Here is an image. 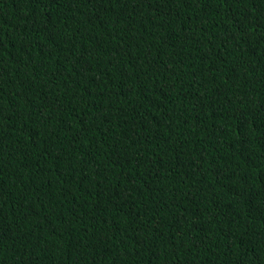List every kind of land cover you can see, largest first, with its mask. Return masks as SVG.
I'll use <instances>...</instances> for the list:
<instances>
[{
	"label": "trees",
	"instance_id": "16d2710c",
	"mask_svg": "<svg viewBox=\"0 0 264 264\" xmlns=\"http://www.w3.org/2000/svg\"><path fill=\"white\" fill-rule=\"evenodd\" d=\"M0 264H264V0H0Z\"/></svg>",
	"mask_w": 264,
	"mask_h": 264
}]
</instances>
